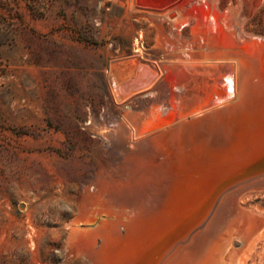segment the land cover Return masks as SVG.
I'll return each mask as SVG.
<instances>
[{"label":"rangeland","instance_id":"rangeland-1","mask_svg":"<svg viewBox=\"0 0 264 264\" xmlns=\"http://www.w3.org/2000/svg\"><path fill=\"white\" fill-rule=\"evenodd\" d=\"M4 2L0 9V264H95L81 253L78 242L69 239L73 232L80 238L96 236L95 251L104 242L97 228L107 219L110 221L105 214L107 210L99 209L97 217L90 220L81 215V206L88 201L86 193L94 191L86 184L98 172L110 188L133 179L134 174L120 160L116 161L121 158L114 145L91 128L107 125L111 119L121 120L126 105L139 100L148 104L159 88L173 80L174 75L165 70L164 64L180 59L167 57L165 50L157 46L158 22L168 32L182 29L180 35L188 38L193 36L197 24L209 22L212 14L222 17L229 8L234 9L252 38L245 42L249 49L254 41L264 40V0ZM133 59L140 61L139 67L148 65L158 71L152 84L131 91L135 93L130 92L128 98L118 99L112 81L120 76L123 65ZM258 63L255 84L246 89L257 99V110L250 113L252 116L236 133L238 137L228 150L222 155L215 153L212 158L224 160L234 148L238 151L246 138L264 135V60ZM218 66L220 70L231 68ZM158 80L156 89L150 90ZM214 89L201 90L202 96L210 93L214 98L220 97ZM166 95L160 97L159 105H168L169 100L164 101ZM64 162H77L86 169L65 177L55 171ZM263 184L244 187L242 204L264 209ZM237 188L225 192L220 200ZM90 205L87 204V209L96 212L98 207L92 209ZM206 223L188 232L187 240L175 246H187L199 232L203 233ZM239 245L240 240L234 239L229 250H237ZM174 250L160 264H165ZM250 264H264V253Z\"/></svg>","mask_w":264,"mask_h":264},{"label":"bare ground","instance_id":"bare-ground-1","mask_svg":"<svg viewBox=\"0 0 264 264\" xmlns=\"http://www.w3.org/2000/svg\"><path fill=\"white\" fill-rule=\"evenodd\" d=\"M208 5L213 7L210 3ZM229 9L225 16L216 17L214 13L209 22L197 24L196 30H192L193 36L188 38L180 35V28L178 32H168L161 22L158 25L155 23L159 33L156 36L157 46L165 50L167 57L180 59L178 62L172 60L169 63L167 61V65L164 64L165 70L174 75L173 80L160 86L159 92H151V95L156 93L157 96L148 99V104L145 105L138 99L133 103L137 107L133 104L126 105L125 115L121 120L111 119L107 121L111 123L109 125L103 123L99 128H91L114 145L113 148L121 158L115 160H120L119 163L134 174L133 179L113 184L111 188L104 183L100 172L86 182L87 187L94 188V191L86 193L88 201L81 206V215L83 219L90 220L99 214V209L107 210L105 214L110 221L107 219L97 228L104 242L95 251L93 247L96 236L80 238L73 232L69 239L71 242H78L81 253L90 257L95 264H160L174 249V254L165 264H170L179 255L175 264H250L264 253V231L242 257L234 252L223 255V250L218 251L213 245L214 236L229 230L234 222L239 221L238 203L244 187L262 185L264 175L242 183L232 194L223 196L211 213L203 233L197 232L186 247L175 246L182 229L207 210L214 197L216 173L221 176V184L232 180L231 176L224 177L232 170V156L221 160L219 157L212 158L211 155L225 153L235 137H238L236 133L249 121L252 116L250 113L257 110V99L246 92V89L258 77V62L264 60V40L254 41L253 46L248 49L246 43L252 38L245 32L234 9ZM206 15L204 17L209 16ZM173 26L175 29L178 27L176 24ZM139 64V60H131L123 65L120 76L114 77L112 84L118 99L123 100L131 91L152 84L157 68L148 65L139 67ZM218 65L230 66L231 70L225 69V66V70H220ZM186 72L190 73L189 76ZM159 83L160 80L151 85L150 90L156 89ZM205 88H215L220 97L214 98V94L210 93L202 96L201 90L204 91ZM162 93L164 96L167 94L164 101L169 100L168 105H159ZM174 119L177 121L172 124ZM142 137L145 139L138 140ZM260 148L264 154V135L252 140L246 138L240 148L242 153L237 151L238 155L234 158H240L235 166L247 165L241 157L247 154L254 156ZM63 164L64 166H57L55 171L65 177L80 174L79 171L86 169L85 165L77 162ZM87 204H91L92 209L98 207L97 211L87 209ZM256 208L261 210L260 207ZM247 223L242 227L245 233L250 234L258 223Z\"/></svg>","mask_w":264,"mask_h":264},{"label":"water","instance_id":"water-1","mask_svg":"<svg viewBox=\"0 0 264 264\" xmlns=\"http://www.w3.org/2000/svg\"><path fill=\"white\" fill-rule=\"evenodd\" d=\"M237 144V143H236ZM237 147V146H235ZM231 150L229 155L233 158V164H232V170H229L225 176H231L232 180L229 182H224L221 184V176L216 173L214 176L215 183H214V197L211 200L210 204L208 205L207 210L201 214V217L192 222L190 225H186L181 234H179L178 239L175 242H179L180 240H187L188 236L185 238V235L190 232L194 231L197 228H201L204 226V224L208 221L209 217L211 216V213L217 206L220 198L222 195L231 190L232 188H235L236 186H239L242 183H245L253 178H258L264 175V154L261 148L258 152L254 154V156H250L249 154L245 155V157H241V159L246 162L247 165H241L235 166L236 161H239L240 158L237 159L236 156L238 155L237 151ZM240 153H242V150H238ZM236 154V155H235ZM241 156V155H240ZM251 157V158H249ZM248 158L250 160H248ZM251 161V162H250ZM250 162V163H248ZM240 163V162H238ZM230 174V175H229ZM241 199L238 203V210L240 219L239 221H236L233 223V225L229 228V230L222 231L218 236H214L213 239V245L216 247V249L223 250V255L226 253V255L230 252L236 253L238 256L242 257L245 255V253L248 251L251 243L257 239L258 235H260L264 231V209L261 210L259 208H256L257 205H243ZM211 210L209 211V209ZM208 213V214H207ZM249 220V224L247 221ZM246 221V222H245ZM252 225L257 224V226L253 227L251 229V233H245L244 231V225ZM243 226V227H242ZM183 238V239H182ZM234 239L240 240V245L237 250H232L229 248L233 246L230 245L233 243ZM201 264H207L206 262H202Z\"/></svg>","mask_w":264,"mask_h":264},{"label":"trees","instance_id":"trees-1","mask_svg":"<svg viewBox=\"0 0 264 264\" xmlns=\"http://www.w3.org/2000/svg\"><path fill=\"white\" fill-rule=\"evenodd\" d=\"M3 4H5L4 0H0V9H2Z\"/></svg>","mask_w":264,"mask_h":264}]
</instances>
